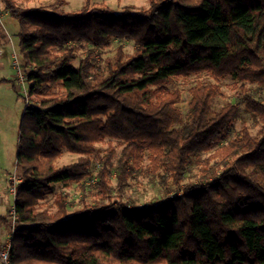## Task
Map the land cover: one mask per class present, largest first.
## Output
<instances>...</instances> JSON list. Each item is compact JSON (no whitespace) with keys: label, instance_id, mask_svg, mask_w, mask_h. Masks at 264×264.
Returning <instances> with one entry per match:
<instances>
[{"label":"trees","instance_id":"obj_1","mask_svg":"<svg viewBox=\"0 0 264 264\" xmlns=\"http://www.w3.org/2000/svg\"><path fill=\"white\" fill-rule=\"evenodd\" d=\"M91 1L56 12L0 0L21 21L31 67L12 264H264V0H149L120 12ZM113 40L119 46L105 55ZM203 76L213 81L190 88L184 113L177 83ZM226 79L237 99L215 109ZM106 139L125 146L116 165L102 160L96 201L70 213L59 192L44 206L55 184L86 186L90 157ZM64 150L80 158L57 166ZM144 158L162 200L105 201L117 190L109 176L116 172L121 189ZM188 177L199 181L184 184Z\"/></svg>","mask_w":264,"mask_h":264},{"label":"rangeland","instance_id":"obj_2","mask_svg":"<svg viewBox=\"0 0 264 264\" xmlns=\"http://www.w3.org/2000/svg\"><path fill=\"white\" fill-rule=\"evenodd\" d=\"M16 4L21 8L44 7L48 10L56 12H75L86 4V0H15ZM91 4L97 7L110 8L115 12H120L126 5L132 4L136 7L149 6V0H92ZM0 10L4 13L2 20H0V217H3L1 222V229L4 234L0 240V245L3 238L6 237L8 227V212L9 208L15 201V197L10 193L11 178L17 173V152L19 144V134L21 119L25 108L27 107V99L29 83L26 80L28 72L31 70L30 66H26L20 51V37L21 21L20 19L11 15V12L5 8V4L0 2ZM120 41L113 40L110 47L104 51L105 55H113ZM126 51H132L134 44L130 40H124ZM85 53L81 52L79 57ZM19 71L24 73L25 83L20 81ZM189 82L177 83L183 90L182 101L178 106L185 113L188 109L191 100L190 88L200 81H213L210 77H192ZM221 89L224 96L219 97L214 103V108L219 109L226 101L236 100L238 88L232 83L230 79H226L221 83ZM28 96V98H27ZM247 124L251 128V133L256 134L259 125L255 123L250 116H246ZM236 129H234V136L243 130L242 120H237ZM124 144L118 140H109L96 144V152L91 155L93 161L90 166V172L85 177L83 182L85 187H81L78 182H71L68 185L55 184L54 193L49 195L44 206L53 205L55 196L59 192H64L68 195L69 211L70 213L76 208L81 207L82 200L85 202L94 203L95 196L92 194L97 188L99 173L103 166L102 160L111 158L113 165H116L118 159L124 149ZM210 155L204 154V158ZM80 155L64 150L62 155L58 158L57 166H64L77 161ZM149 159L144 158L142 161V169L133 173L131 178H128L127 183L121 188H118L119 180L116 172L109 176V183L113 188H117L112 193L111 198H106L107 202L127 203L129 206L142 207L152 202H160L164 196L163 185L159 183L157 175L149 174L148 169ZM110 169H112L110 167ZM198 176V170L193 172ZM199 178V176H198ZM196 177H188L184 181L197 182ZM82 183V182H81ZM95 186L97 187L95 189ZM183 186L174 187L168 192V195L175 196L183 193ZM100 189V188H99Z\"/></svg>","mask_w":264,"mask_h":264},{"label":"built area","instance_id":"obj_3","mask_svg":"<svg viewBox=\"0 0 264 264\" xmlns=\"http://www.w3.org/2000/svg\"><path fill=\"white\" fill-rule=\"evenodd\" d=\"M4 13L0 10V20H2ZM20 81L22 84L25 83L24 73L19 71ZM28 98V96H27ZM30 104V101L27 99V106ZM23 181V178L20 175L15 173L11 178L10 193L16 198L17 188L19 184ZM19 222V216L16 211L15 201L9 208L8 212V227L6 237L3 238L0 245V264H12L11 261V250H12V240L14 236V231Z\"/></svg>","mask_w":264,"mask_h":264},{"label":"crops","instance_id":"obj_4","mask_svg":"<svg viewBox=\"0 0 264 264\" xmlns=\"http://www.w3.org/2000/svg\"><path fill=\"white\" fill-rule=\"evenodd\" d=\"M1 222H3V217H2V216L0 217V226L2 225ZM3 234H4V232H3V230H2L1 227H0V238H1V239H2V237H3V236H2ZM1 239H0V240H1Z\"/></svg>","mask_w":264,"mask_h":264}]
</instances>
